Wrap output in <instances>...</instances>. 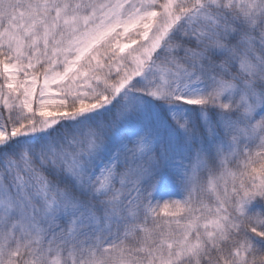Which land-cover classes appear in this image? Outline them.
I'll return each mask as SVG.
<instances>
[{"label": "snow or ice", "instance_id": "obj_1", "mask_svg": "<svg viewBox=\"0 0 264 264\" xmlns=\"http://www.w3.org/2000/svg\"><path fill=\"white\" fill-rule=\"evenodd\" d=\"M0 264H264V0H0Z\"/></svg>", "mask_w": 264, "mask_h": 264}]
</instances>
